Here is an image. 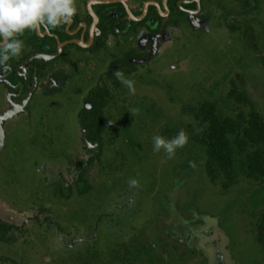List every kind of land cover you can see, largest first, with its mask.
<instances>
[{"label":"flooded vegetation","instance_id":"flooded-vegetation-1","mask_svg":"<svg viewBox=\"0 0 264 264\" xmlns=\"http://www.w3.org/2000/svg\"><path fill=\"white\" fill-rule=\"evenodd\" d=\"M73 3L68 22L26 30L0 65V264H207L201 227L217 219L189 183L194 105L171 109L191 79L172 89L155 78L190 38L224 33L220 54L233 57L239 44L258 54L254 35L264 54V0ZM181 129L188 141L171 159L153 151L154 136Z\"/></svg>","mask_w":264,"mask_h":264},{"label":"rangeland","instance_id":"rangeland-1","mask_svg":"<svg viewBox=\"0 0 264 264\" xmlns=\"http://www.w3.org/2000/svg\"><path fill=\"white\" fill-rule=\"evenodd\" d=\"M262 17L264 18V11ZM224 42V33H216L214 36L200 39L190 38L178 43L166 56L164 69L167 71L156 76V83L173 89L187 84V80L191 79L189 91L183 95L182 100L171 102L173 115H181L182 105L195 106L198 98L207 95L217 101L227 114L234 116L240 110L245 111L243 107L238 109L226 99L229 85L226 81L223 83L221 81L229 71L231 64L234 65L233 76L235 73L242 75L247 89L264 113V66L258 54L250 52L244 45L239 44L235 56L222 55L220 53L224 52L222 51ZM261 45L264 46V41ZM218 55L223 58L221 57L220 62L215 64L213 60ZM213 56L215 57L212 58ZM178 59H186L185 63L187 61L189 64L183 65L180 71L173 73L168 67L176 64ZM216 82H221V84L216 86ZM181 122L182 125L191 124V120L184 116ZM188 157L190 158L191 172L189 183L191 188L200 191L204 205L206 204L207 207L205 212L217 219L219 231L228 238L226 249L230 254L229 264H264V253L256 244L254 236V223L264 207L263 187L241 181L229 192H224L219 186L211 185L209 182L204 172L205 153L191 140L188 145ZM192 164L195 166H191ZM20 217L16 216L14 219L21 221ZM22 218L24 221L28 220L26 215ZM208 226L209 223L206 219V223L201 227L202 231L206 230ZM204 239L205 237L202 235L199 237L201 243ZM199 250L209 264L206 252L201 249V246Z\"/></svg>","mask_w":264,"mask_h":264},{"label":"trees","instance_id":"trees-1","mask_svg":"<svg viewBox=\"0 0 264 264\" xmlns=\"http://www.w3.org/2000/svg\"><path fill=\"white\" fill-rule=\"evenodd\" d=\"M249 39L264 66V54L256 37L252 35ZM226 99L245 111L230 116L209 98L189 107L188 113L196 121L195 128H189L190 140L205 153L204 172L212 185L229 192L241 181H247L264 189V113L242 76L232 83ZM254 234L264 253V207L254 223Z\"/></svg>","mask_w":264,"mask_h":264},{"label":"clouds","instance_id":"clouds-1","mask_svg":"<svg viewBox=\"0 0 264 264\" xmlns=\"http://www.w3.org/2000/svg\"><path fill=\"white\" fill-rule=\"evenodd\" d=\"M75 12L73 0H0V65L21 53L24 44L18 37L26 30L40 26L55 28L61 22H68ZM113 75L130 93L135 92L134 81L127 79L123 72L116 70ZM187 141L183 129L171 139L156 135L152 138L153 151L162 149L171 159L176 149L184 147Z\"/></svg>","mask_w":264,"mask_h":264},{"label":"water","instance_id":"water-1","mask_svg":"<svg viewBox=\"0 0 264 264\" xmlns=\"http://www.w3.org/2000/svg\"><path fill=\"white\" fill-rule=\"evenodd\" d=\"M209 226L201 232L205 237L201 249L206 252L209 264H229L230 254L226 249L228 238L219 231L216 220L208 221Z\"/></svg>","mask_w":264,"mask_h":264}]
</instances>
